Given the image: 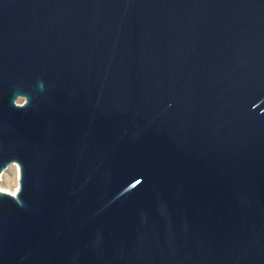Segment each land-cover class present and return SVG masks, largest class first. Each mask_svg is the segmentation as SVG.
Instances as JSON below:
<instances>
[{
  "label": "water",
  "instance_id": "95a60500",
  "mask_svg": "<svg viewBox=\"0 0 264 264\" xmlns=\"http://www.w3.org/2000/svg\"><path fill=\"white\" fill-rule=\"evenodd\" d=\"M0 264H264V0H0Z\"/></svg>",
  "mask_w": 264,
  "mask_h": 264
},
{
  "label": "rangeland",
  "instance_id": "374dc122",
  "mask_svg": "<svg viewBox=\"0 0 264 264\" xmlns=\"http://www.w3.org/2000/svg\"><path fill=\"white\" fill-rule=\"evenodd\" d=\"M18 185V167L16 164L8 165L1 173L0 189L9 193H14Z\"/></svg>",
  "mask_w": 264,
  "mask_h": 264
},
{
  "label": "bare ground",
  "instance_id": "6f19581e",
  "mask_svg": "<svg viewBox=\"0 0 264 264\" xmlns=\"http://www.w3.org/2000/svg\"><path fill=\"white\" fill-rule=\"evenodd\" d=\"M17 166V165H16ZM18 167V166H17ZM1 190V189H0Z\"/></svg>",
  "mask_w": 264,
  "mask_h": 264
}]
</instances>
